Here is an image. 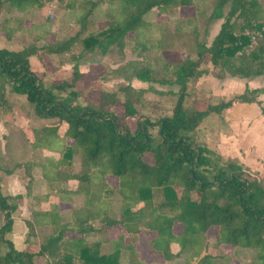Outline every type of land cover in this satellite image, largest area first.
I'll return each mask as SVG.
<instances>
[{
  "label": "trees",
  "instance_id": "trees-1",
  "mask_svg": "<svg viewBox=\"0 0 264 264\" xmlns=\"http://www.w3.org/2000/svg\"><path fill=\"white\" fill-rule=\"evenodd\" d=\"M101 1L0 0V33L22 44L19 49L0 47V89L10 83L14 91L35 103L40 115L60 119L35 129L33 147L49 151L36 164L42 166L49 185L58 184L57 195H62L64 181L74 179L77 184L71 193L84 196L82 205L64 211L56 204L47 210L33 207L32 218L26 220L27 243L32 244L30 237L38 224L51 225L54 232L42 237L37 250H19L8 234L13 227L11 212L21 194H3L0 188V264H38L40 258H47V264H147L136 245L142 233L152 234L151 250L165 259L183 257V264H245L235 255L239 247L255 250L248 264H264V182L249 166L224 160L194 139L196 129L211 112L238 101L261 104L256 97L264 88L247 87L204 109L184 105L187 84L204 73L202 63L207 55L219 68L218 76H264V4L261 0H210L209 6L194 16L177 19L175 33L182 38L188 35L189 54L172 65L163 60L167 74L158 77L144 60H130L113 69L129 80L120 85L123 99L115 91L95 88L90 92L96 96L82 104L78 90L82 56L97 49L122 53L127 42H136L140 34L162 27L160 13L168 14L172 8L196 0H108L117 2V7L107 12L105 25L91 28V17ZM53 3L72 12L70 23L79 26L75 33L60 38L61 31L50 29L42 9ZM28 12L31 18L27 24ZM155 12L157 19L147 18ZM200 16L205 17L204 25L198 23ZM215 20H221L220 28L208 43L205 34ZM247 29L262 31L263 37L252 41ZM160 40L153 36V48L158 51L163 49ZM76 47L80 53L73 56L77 63L72 81L48 87L42 75L32 70V56L41 60L45 55L62 57ZM133 78L179 85L181 92L169 113L154 119L144 113L146 88L131 84ZM63 90L68 91L66 96L59 94ZM120 102L123 112L118 115L109 106ZM129 116H140L134 129L122 123ZM61 121L67 123L62 135L58 133ZM155 124L159 128L153 133ZM68 137L73 139L70 144ZM148 153L152 161L144 158ZM76 154L81 156L78 172L69 169ZM34 164L17 162L13 170L28 173ZM110 175L117 177L116 186L109 181ZM97 183L102 194L94 198L92 188ZM115 192L120 195L118 213L110 210ZM112 226L122 228L116 238L110 237ZM212 227H217V235L210 244ZM102 242L111 244L106 253L96 249Z\"/></svg>",
  "mask_w": 264,
  "mask_h": 264
},
{
  "label": "rangeland",
  "instance_id": "rangeland-1",
  "mask_svg": "<svg viewBox=\"0 0 264 264\" xmlns=\"http://www.w3.org/2000/svg\"><path fill=\"white\" fill-rule=\"evenodd\" d=\"M261 2L264 4V0H261ZM209 3L210 0H196L192 5H182L175 9L172 8V11H170L168 14L160 13L158 19L161 21V25L163 24L162 27L159 26L158 30H155L154 33L150 32V34H147L146 31L145 33L140 34V37L136 42H127V45L122 53L118 50L102 53L97 49L82 56L80 58L81 62L78 66L83 74L82 78L78 81V90L80 92L79 101L82 104H86V101L91 99V97H95L96 94L90 92V90L95 88L115 91L117 95L123 99V92L120 90V85L129 82V80L119 77L113 72V69L118 68L119 66L124 65L133 59L144 60V63L150 65L156 70L158 77L167 74V64L163 63V60L172 65L173 63H176L187 57L189 54L188 50L186 49L188 35L184 34L182 38L175 33L177 28L176 21L178 18L182 17L181 12L183 15H195L198 10H203L208 7ZM117 5V2H110L108 0L101 1V3H99L96 8L95 14L91 17L90 27L95 28L105 25L107 21V12L117 7ZM209 10L210 9H208V11ZM42 12L43 17L47 18L49 21L48 26L50 29L57 32H66L64 35L60 34V32L58 35L60 38L67 36L68 32L75 33L76 29L79 28V26H75L70 23L72 12L69 11L70 13H68V10L64 9L63 6L59 4H49L42 9ZM25 16L27 18L25 22H30L29 20L31 18V13L28 12ZM147 18L157 19L156 12L148 15ZM204 22L205 17L200 16L198 18V23L204 25ZM214 23L215 22L211 24L208 33L205 34V38L208 43L212 41L218 32V25L215 26ZM153 36L161 38L160 42L163 48L162 51H158L153 48ZM14 42L15 41H13V44L10 48L19 49L22 47L21 43ZM142 43H144L143 47L141 45ZM8 45L9 42L0 33V47H9ZM156 51L157 53H155ZM79 53L80 48L76 47L74 51L68 52L62 57L57 55H45L41 60L37 56H32L30 59L32 70L37 74L42 75L44 84L48 87H51L54 83L60 82L62 80L72 81L75 75L74 65L77 63L73 56H76ZM202 68L205 74L203 78L204 81H202L200 78L202 75H204L202 74L199 78L189 80L187 84L184 98V105L186 108L204 109L208 105L220 104L221 102L229 100L234 95L245 91L243 87L238 85L237 81H231V83L227 85V83L224 82L225 78L223 77H231V75L226 74L224 76H218L217 73H219V68L210 61L208 55L203 59ZM207 80L212 81L207 82ZM130 83L135 87L146 88L144 93V107H142V110L144 113L150 115L153 119L162 113H169L181 92V88L177 84L168 85L160 82L147 83L142 82L137 78L131 79ZM59 94H61V96H66L68 91L63 90L61 93L59 92ZM109 108L118 115H121L123 112V106L121 102L111 105ZM226 110L227 108H221L220 111L211 112L202 120L196 129V132L194 133V139L197 140V142L207 145L217 153H219L216 148L217 138L214 137V135L219 127H225L226 125L224 118ZM235 113L237 119L243 121L241 123H244L245 121L248 124L250 123L247 133L245 132L247 135L246 137L249 142H253L256 145H254L251 153L249 152L247 158H245L248 162H242V160L230 155L223 156L221 153L219 154L224 158V160H238L243 165H247L246 163H248L249 165L247 166H249L251 170H253V172L257 175V177L264 182V117L261 115V108L258 107L257 104H247L243 107H236ZM140 116H129L127 118H123L122 123L134 129ZM236 120H234V123ZM59 121L60 119L58 117L40 115L37 111L35 103H32L25 94L14 91L10 83L4 84V88L0 89V167L3 169V171H5L6 168L13 170V167L17 162L31 163L34 161L36 164V161H42L43 153H49V151L47 149L40 150V146L36 149L33 147V143L36 139L35 129L45 125L55 124ZM60 123L61 125L58 129V133L62 135L65 131L67 123L66 121H61ZM158 128L159 126L155 124L152 132H157ZM244 131L245 129L243 124L240 129L241 135H244ZM240 136L237 139L239 141L236 140V143H241L242 139ZM66 142L70 144L73 142V139L68 137ZM233 150L237 151L236 147H234ZM256 154H258L257 156L260 157L258 161L254 160V155ZM144 158L147 161L153 160L151 153L146 154ZM69 166V169L71 168V170L78 172L81 169V156L79 154L72 156L71 164ZM11 173H14V175L17 176V179L22 183V186L25 185V188H19L23 194L21 193V197L15 200L17 207L11 212V216L14 215L15 217L14 231L19 227L20 230H17L16 232L23 234L24 225L18 220L19 216H21L24 211L21 207L25 205V199L23 197H25L24 194L28 196L27 190H31L30 193H34L36 190V195H43V197L46 195L47 197V189H49L51 192H56L59 188L57 183L52 186L48 184L46 179L43 177V170L40 164H38V166H31L28 173H24L23 170L19 168L11 171ZM6 174V172H2V175L5 176ZM113 177L115 178L113 181L114 186H116L117 177ZM33 180L34 182L36 181L35 188H32L34 184ZM45 181L48 185L47 188H44L46 184ZM93 188H101V184H94ZM112 195L110 210L113 213H118L120 209V195L118 192H115ZM30 196L33 197L32 195ZM28 208L32 211L31 207ZM38 225L35 226V235H31L30 237L32 244H29L27 243V232L29 230V226L26 224V231L23 234V243L26 244L24 249L29 247L32 249H38L39 245L43 241L42 237L54 232V229L51 225L50 226L52 228L48 224L45 227H40ZM14 227H12V229ZM177 229H180V227ZM216 235L217 227L210 228L208 235L210 244L214 243ZM11 236L12 234L8 235L9 238H11ZM21 244L22 240L19 242V245ZM235 255L245 264H248L253 259L255 250L252 248L239 247L236 249ZM180 258L181 259L176 261L177 264L183 263L184 258ZM37 263L47 264V258H40L37 260Z\"/></svg>",
  "mask_w": 264,
  "mask_h": 264
},
{
  "label": "crops",
  "instance_id": "crops-1",
  "mask_svg": "<svg viewBox=\"0 0 264 264\" xmlns=\"http://www.w3.org/2000/svg\"><path fill=\"white\" fill-rule=\"evenodd\" d=\"M185 7H187V6H185ZM184 9H186V8H184ZM68 13H70V12L68 11ZM193 15H191V14L183 15V13L181 12L182 17L193 16ZM214 22H215L214 23L215 26L218 25V30H219L221 20H215ZM7 41L9 42L8 46L11 47V45L13 44V41H10V40H7ZM204 76H205V74L200 77L202 79V81H204L203 80ZM223 78H225L224 82H226L227 85L230 84L231 81H235V82L237 81L238 85H240L244 89H246L247 87L250 89L264 88V76L263 75L250 76V77H246V78L234 77V76L223 77ZM232 79H234V80H232ZM209 81H212V80H207V82H209ZM256 99L259 100L261 102V104H259L256 101H254L252 103L238 101V102H235L232 106L227 108L225 116H224L226 125H225V127L224 126L219 127L216 130V133L214 135V137L217 138L216 148L219 151V153H221L223 156H229L230 155V156H233V157H236V158L242 160V162H248L247 159H245V158H247V155L249 154V152L251 153L252 148L256 144H254L253 142H249L247 140L246 133H247V130H248L250 123L248 124V123H246V121L244 123H241L243 121H240L237 119L236 113H235V108L236 107H243L244 105H247V104H257V106L261 108V115H263V117H264V92H261L256 97ZM234 120H236L235 123H234ZM243 124H244L245 131L243 132L244 135H241L240 129H241V126ZM235 125H236V127H235ZM239 136L242 139L240 144L236 143V140L238 139ZM237 141H239V140H237ZM234 147H236L237 151L233 150ZM257 155L258 154L254 155V160H256V161H258V159H260V157H258ZM246 164L249 165L248 163H246ZM35 165L38 166V164H34V166ZM259 169H261V168H259ZM2 172H6L7 174L4 176V175H2ZM112 177L113 176L110 175V176H108V179L114 185L113 181L115 178L114 177L112 178ZM33 182H34V180H33ZM45 183H46V181H45ZM21 184L22 183L17 179V176H15L14 173H11L10 169L6 168L5 171H3V169L0 167V188H1V191L3 194H9V195H15L17 193L21 194L22 192H21V190H19V188H25L24 187L25 185L22 186ZM76 184H77V182L74 179L66 180L61 185L63 187L61 189L64 190L62 192L61 196L57 195V191L51 192V191H49V189H47L46 191L50 192L49 195L47 197L44 195V197H42L41 199L40 198L37 199L35 197L30 196V195L33 196L34 194L36 195L37 194L36 190L34 193H30L31 190H27V192H29L28 196L24 194L25 197H23L25 199V205L23 207H21L24 211L21 214V216H19V220H18L24 225L23 234L26 231V220L32 218V211L28 207H31L32 210H33V207H35V206L39 207L40 209L47 210L51 207L52 204H56L60 211H64V210L71 208L74 205L75 206L82 205L84 202V196L81 194H72L71 193V191H73L75 189ZM35 187H36V181L34 182L32 188H35ZM47 187H48V185L46 183L44 188H47ZM101 194H102V188H92V196L94 198L100 197ZM22 215H23V217H22ZM12 217L14 219V221H13V227H14L15 217H14V215H12ZM16 225H17V222H16ZM46 225L47 224H40L38 226L45 227ZM14 229H15V227L12 229V231L9 234H12L11 238L13 240L15 247L19 250H23L26 246V244L23 243L24 236L20 232H18V233L16 232L17 230H20L19 227L15 231H14ZM121 231H122V228L120 226H112L109 230L110 237L116 238ZM208 235H209V232H208ZM151 237H152V234H150V233H142V234H140L139 240L137 241V244H136L137 245V251L139 252L142 260L147 262V264H177L176 261L181 259L180 257H177L175 259H165L162 255H160L157 252L150 249L149 241H150ZM20 240H22L21 245H19ZM96 249L101 253H106L111 249V244L109 242H102L100 245H98L96 247Z\"/></svg>",
  "mask_w": 264,
  "mask_h": 264
},
{
  "label": "built area",
  "instance_id": "built-area-1",
  "mask_svg": "<svg viewBox=\"0 0 264 264\" xmlns=\"http://www.w3.org/2000/svg\"><path fill=\"white\" fill-rule=\"evenodd\" d=\"M246 34H248L250 36L252 41H255L257 38L263 37V32L259 31V30L250 31L247 29Z\"/></svg>",
  "mask_w": 264,
  "mask_h": 264
}]
</instances>
